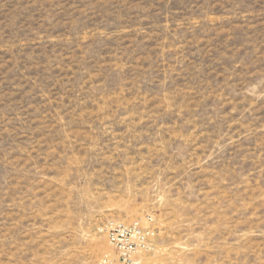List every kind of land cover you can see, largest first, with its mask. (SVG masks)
<instances>
[{"label":"rangeland","instance_id":"rangeland-1","mask_svg":"<svg viewBox=\"0 0 264 264\" xmlns=\"http://www.w3.org/2000/svg\"><path fill=\"white\" fill-rule=\"evenodd\" d=\"M133 220L140 264H264V0H0V264Z\"/></svg>","mask_w":264,"mask_h":264},{"label":"built area","instance_id":"built-area-1","mask_svg":"<svg viewBox=\"0 0 264 264\" xmlns=\"http://www.w3.org/2000/svg\"><path fill=\"white\" fill-rule=\"evenodd\" d=\"M100 231L115 253L118 264H140L143 255L153 248L154 229L141 226L139 221H107Z\"/></svg>","mask_w":264,"mask_h":264}]
</instances>
